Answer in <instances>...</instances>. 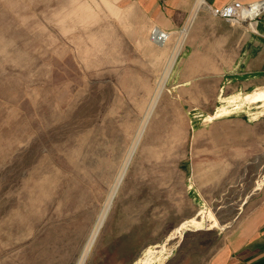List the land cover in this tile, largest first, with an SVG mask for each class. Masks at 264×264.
Here are the masks:
<instances>
[{"label": "rangeland", "instance_id": "rangeland-1", "mask_svg": "<svg viewBox=\"0 0 264 264\" xmlns=\"http://www.w3.org/2000/svg\"><path fill=\"white\" fill-rule=\"evenodd\" d=\"M186 30L0 0V264H205L264 199V73L173 83Z\"/></svg>", "mask_w": 264, "mask_h": 264}, {"label": "crops", "instance_id": "crops-1", "mask_svg": "<svg viewBox=\"0 0 264 264\" xmlns=\"http://www.w3.org/2000/svg\"><path fill=\"white\" fill-rule=\"evenodd\" d=\"M116 1L138 10L159 34L175 38L187 27L181 70L174 72L173 83L198 89L197 76L237 75L242 73L243 65L250 73H264V10L256 27L250 29L218 17L210 10L233 0ZM205 264H264V199Z\"/></svg>", "mask_w": 264, "mask_h": 264}, {"label": "built area", "instance_id": "built-area-1", "mask_svg": "<svg viewBox=\"0 0 264 264\" xmlns=\"http://www.w3.org/2000/svg\"><path fill=\"white\" fill-rule=\"evenodd\" d=\"M211 12L230 22L242 23L250 29L256 27L259 16L264 10V0L241 2L233 0L221 7H210ZM165 35V34H162Z\"/></svg>", "mask_w": 264, "mask_h": 264}]
</instances>
